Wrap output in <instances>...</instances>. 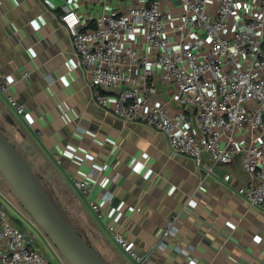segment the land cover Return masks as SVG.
Listing matches in <instances>:
<instances>
[{"label":"crops","instance_id":"obj_1","mask_svg":"<svg viewBox=\"0 0 264 264\" xmlns=\"http://www.w3.org/2000/svg\"><path fill=\"white\" fill-rule=\"evenodd\" d=\"M129 3L0 0V70L25 107L24 115L17 114L0 93V131L43 185L53 177L50 183L67 188L79 204L75 216H84L82 237L110 264H132L110 226L154 264H264V205L242 197L249 177L239 158L213 165L206 155L197 162L174 154L163 133L116 117L113 94L105 107L94 101L59 17L73 8L85 30L101 13ZM160 88L164 103L177 107L169 88ZM92 172L97 175L85 197L73 180ZM225 174L231 175L227 182ZM90 202L98 204L102 219ZM169 222L173 233L162 236Z\"/></svg>","mask_w":264,"mask_h":264},{"label":"built area","instance_id":"obj_2","mask_svg":"<svg viewBox=\"0 0 264 264\" xmlns=\"http://www.w3.org/2000/svg\"><path fill=\"white\" fill-rule=\"evenodd\" d=\"M129 1L123 10L101 13L85 30L75 9L65 8L59 17L71 33L94 101L105 107L113 94L116 117L163 133L174 154L197 162L206 155L213 165L239 158L249 177L240 193L249 204L263 206L264 0ZM160 84L169 88L177 107L170 109L164 103ZM0 93L17 114L24 115L13 82L1 70ZM94 173L73 180L85 197ZM230 178L223 176L225 182ZM17 205L22 221L0 201V264H52L39 238L67 264ZM90 207L98 219L103 218L97 203L90 202ZM23 221L30 231L22 227ZM108 230L132 264H154L149 254L136 252L119 229ZM170 233L172 222L161 235Z\"/></svg>","mask_w":264,"mask_h":264},{"label":"water","instance_id":"obj_3","mask_svg":"<svg viewBox=\"0 0 264 264\" xmlns=\"http://www.w3.org/2000/svg\"><path fill=\"white\" fill-rule=\"evenodd\" d=\"M0 175L21 208L68 264H110L51 205L42 180L0 131Z\"/></svg>","mask_w":264,"mask_h":264},{"label":"rangeland","instance_id":"obj_4","mask_svg":"<svg viewBox=\"0 0 264 264\" xmlns=\"http://www.w3.org/2000/svg\"><path fill=\"white\" fill-rule=\"evenodd\" d=\"M53 180H54L53 177L49 181L45 180L46 184L44 185V187H45L44 189L46 190V193H47L46 195H47L51 205L53 206L55 211L59 214V216L63 220H65L69 225H71L81 235H85L84 229L81 226V223L83 224L82 220H83L84 216H81V214H79V216H75V214H77V211H79L78 210L79 204L76 202L75 199L70 197V194L68 193V190L66 187H64L63 185L58 184L56 182H55V184L50 183ZM5 187H7L9 189V187L5 183L4 179L0 175V201H3L5 203L6 208L8 209V211L11 213V215L13 217L22 221L23 219L21 218V216L18 214V212H15V210L13 208V206L16 205L17 200L13 196L12 192L10 190L7 191L5 189ZM60 190H61V192H59ZM73 207H74V209H73ZM21 225L26 230H28V231L31 230V227L28 224H26L25 221L21 222ZM37 240H38V244H39L41 250L48 257V259L50 260V262L52 264H62L60 262V260L58 259V257L56 256V254L52 251V249L49 247V245L43 239L39 238Z\"/></svg>","mask_w":264,"mask_h":264},{"label":"trees","instance_id":"obj_5","mask_svg":"<svg viewBox=\"0 0 264 264\" xmlns=\"http://www.w3.org/2000/svg\"><path fill=\"white\" fill-rule=\"evenodd\" d=\"M40 178V177H39ZM41 179V178H40ZM44 186V185H43ZM45 188V187H44ZM45 192H46V190H45ZM47 194V193H46ZM78 232V231H77ZM79 233V232H78ZM79 235H81L80 233H79ZM82 236V235H81Z\"/></svg>","mask_w":264,"mask_h":264}]
</instances>
